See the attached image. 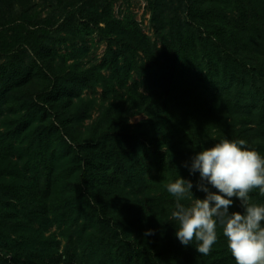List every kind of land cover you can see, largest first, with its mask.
<instances>
[{
    "label": "rangeland",
    "instance_id": "rangeland-1",
    "mask_svg": "<svg viewBox=\"0 0 264 264\" xmlns=\"http://www.w3.org/2000/svg\"><path fill=\"white\" fill-rule=\"evenodd\" d=\"M182 1L107 4L112 16L129 17L161 44L154 15L169 22L177 15L185 18ZM94 5L104 10L102 0H0V264H123L121 242L159 248L144 231L143 196L133 190L154 171L138 144L128 139L147 133L148 103L141 106L139 100L148 94L147 79L135 69L132 60L140 64L138 56L129 54V61L115 67L107 56L109 39L86 17H76L75 8L88 16ZM197 43L205 68L215 46ZM114 50L119 48L114 45ZM244 51L239 55H250L245 58L259 64L261 73L264 57ZM36 99L61 109L37 108L32 105ZM113 123L128 136L112 130ZM78 144L91 158L88 163L75 153ZM101 166L122 178L103 182Z\"/></svg>",
    "mask_w": 264,
    "mask_h": 264
},
{
    "label": "trees",
    "instance_id": "trees-1",
    "mask_svg": "<svg viewBox=\"0 0 264 264\" xmlns=\"http://www.w3.org/2000/svg\"><path fill=\"white\" fill-rule=\"evenodd\" d=\"M79 1L81 4L92 2ZM102 1L105 3L102 12L94 5L88 16H83L80 7L75 8L80 15L76 17H86L87 23L98 27L101 35L109 39L107 56L111 57L115 67L122 61H129V54L138 56L140 64L135 58L132 61L138 65L135 69H140L146 77L148 87V94H141L139 100L141 106L148 103L145 109L149 119L144 122V131L150 133L148 136L147 133L133 134L128 139L131 138V145L138 144L147 164L151 165L149 171H154L149 179L141 178L133 190L143 196L139 215L147 229L144 231L153 236L159 248L152 250L143 242H121V263L142 264L141 259H149L152 264H161V261L165 264H235L219 228L217 243L208 255L198 253L195 242L189 246L180 243L175 235L176 228L169 220L174 198L167 192L166 185L180 175L192 181L196 198H204L206 193L196 187L200 182L199 173L190 174L184 165H190L191 158L203 148L225 138L244 139L249 148L264 155V68L258 73L259 64L252 65L245 58L250 55H239V51L245 49L257 58L264 57V0H203L204 4H199V0H183L180 8L185 6V18L177 15L175 22H169L154 15L161 44L142 33L129 17L126 21L112 16L108 0ZM101 22L104 27L100 26ZM171 25L172 30H168ZM196 35L199 36L197 40ZM197 41L201 45L211 43L215 46L216 51L208 55L205 68L201 62L202 47ZM114 45L119 51L114 50ZM33 54H36L35 49ZM40 65L43 67L44 64L40 61ZM37 92L33 91L32 95ZM32 105L37 108L51 105L52 110L58 112L61 109L51 101L42 103L37 99ZM115 125H111L112 130L128 136L116 130ZM58 129L63 132L65 128L60 125ZM151 131L155 134L151 135ZM75 153L87 163L91 159L80 144ZM120 161L125 164L124 159ZM104 168L101 166L98 172L99 176H104L103 182H108L109 178L112 182L122 178L121 173L110 176ZM130 179L131 176L126 180L130 183ZM208 187L216 191L211 185ZM250 199L253 203L264 204V195L259 190L250 193ZM233 201L229 211L243 212L240 201L235 198Z\"/></svg>",
    "mask_w": 264,
    "mask_h": 264
},
{
    "label": "clouds",
    "instance_id": "clouds-1",
    "mask_svg": "<svg viewBox=\"0 0 264 264\" xmlns=\"http://www.w3.org/2000/svg\"><path fill=\"white\" fill-rule=\"evenodd\" d=\"M184 166L190 174L199 173L196 187L206 195L196 198L192 181L180 175L167 183L166 190L174 198L170 218L180 243L195 242L196 251L208 255L217 243L219 228L235 264H264V204L250 199L254 190L264 195V155L249 148L244 139L225 138L197 152ZM233 198L240 201L243 212L229 211Z\"/></svg>",
    "mask_w": 264,
    "mask_h": 264
}]
</instances>
